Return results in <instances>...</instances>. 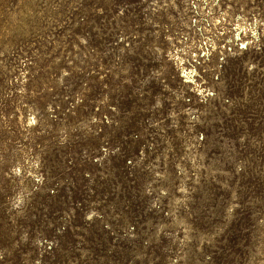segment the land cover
Segmentation results:
<instances>
[{
  "label": "rangeland",
  "instance_id": "obj_1",
  "mask_svg": "<svg viewBox=\"0 0 264 264\" xmlns=\"http://www.w3.org/2000/svg\"><path fill=\"white\" fill-rule=\"evenodd\" d=\"M0 264H264V0H0Z\"/></svg>",
  "mask_w": 264,
  "mask_h": 264
},
{
  "label": "built area",
  "instance_id": "obj_2",
  "mask_svg": "<svg viewBox=\"0 0 264 264\" xmlns=\"http://www.w3.org/2000/svg\"><path fill=\"white\" fill-rule=\"evenodd\" d=\"M228 11H229V13H231V11L228 9ZM224 19H228L227 17H225V18H222V17H220L218 20H217V22L218 23H216V24H225L226 25V22H223V20ZM229 24L230 25H227L226 27L225 26H223V27H221V31H219L221 34L222 33H230L231 32V30L234 28L235 29V35L237 34L238 36H236L237 38H240L239 36H240V31L241 30H243L246 34H248V33H250V32H252V31H246L245 29L247 28V27H245V28H243V26L241 25V22H239V24L241 25V27H240V25L239 24H235L234 26L232 25V23H231V21H229ZM242 24H243V22H242ZM244 26H246V25H244ZM233 27V28H232ZM251 36H253V38H257V35H255V33H251ZM229 37H230V35H229ZM215 44H216V47H217V43L216 42H214ZM215 44H212L211 45V47L212 48H216L215 47ZM248 44V41L247 40H244L240 45V47H246V45ZM214 45V46H213ZM220 45V44H219ZM221 48H223V49H231L232 47L231 46H223V45H221L220 46ZM214 49H211L210 48V44H209V47H208V45H206L205 47H203V49L200 51V53H205L206 55H208L209 54V52L208 51H213ZM206 51V52H205ZM184 75V74H183ZM186 76V75H185Z\"/></svg>",
  "mask_w": 264,
  "mask_h": 264
}]
</instances>
